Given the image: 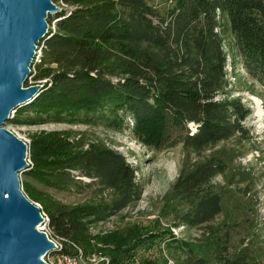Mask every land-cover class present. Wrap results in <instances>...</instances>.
Masks as SVG:
<instances>
[{
  "label": "trees",
  "instance_id": "trees-1",
  "mask_svg": "<svg viewBox=\"0 0 264 264\" xmlns=\"http://www.w3.org/2000/svg\"><path fill=\"white\" fill-rule=\"evenodd\" d=\"M152 1L62 0L68 7L48 18L57 28L42 40L35 75L46 81L8 123L129 130L157 150L181 144L185 153L172 190L185 208L176 225L206 227L222 212L215 179L228 167L216 149L252 139L245 125L252 108L233 96L227 65L231 55L235 71L241 63L264 88V0H161L162 11ZM250 91L256 93L253 86ZM67 139L62 133L34 137L23 185L43 205L49 237L60 242L53 253L86 256L94 227L134 204L142 187L121 152L97 140ZM36 184L79 193L100 188L108 197L73 205L53 200ZM263 239L264 231L254 234L234 253L224 244L219 263L256 264ZM134 247L116 250L108 264L123 263ZM187 251L186 264H211Z\"/></svg>",
  "mask_w": 264,
  "mask_h": 264
},
{
  "label": "rangeland",
  "instance_id": "rangeland-1",
  "mask_svg": "<svg viewBox=\"0 0 264 264\" xmlns=\"http://www.w3.org/2000/svg\"><path fill=\"white\" fill-rule=\"evenodd\" d=\"M54 2L61 8L68 7L62 0ZM152 3L161 11L165 8V3L161 0H153ZM56 15L49 14L54 17ZM48 23L50 30L55 31L57 28L55 19L51 23L48 20ZM38 46V55L31 66V74L25 86L43 85V81H46L35 79L43 59L44 42L41 40ZM229 60L227 70L232 94L242 96L252 108V114L245 121V125L251 130L252 139L243 143L229 140L221 143L216 149L219 154L225 156L228 167L224 175L215 179L223 198L222 212L206 227L189 228L176 225L178 213L185 208L184 202L174 198L172 190L185 153L181 144L157 150L145 146L133 137L129 130L119 131L86 124L5 125L27 144L29 164L32 162L31 143L35 136L62 133L69 138L67 139L69 142L77 140V137L97 140L124 154L136 168L137 179L142 187L139 199L121 213L94 227L93 245L86 256H78L80 264H108L112 253L132 246H135V250L125 254L126 260L121 264H151L159 259L167 261V264H186L190 253L187 250H194L211 264H220L219 252L224 244L230 252H238L250 243L254 234L264 231V97H261L264 96V88L252 81L241 63L235 71L231 55ZM44 66L46 64L42 68ZM250 86H253L256 93L250 91ZM190 127L195 130L192 124ZM24 179L25 175L22 172L20 180L23 191ZM81 179L85 182L90 180L86 177ZM36 185L53 200L73 205L101 203L108 197V192L106 195L100 188L79 193ZM34 202L39 204L37 201ZM39 206L45 217V224L40 225V228L43 226L44 231H48L50 229L43 205ZM54 241L60 247V242ZM254 255L256 264H264V239L263 244L255 249ZM44 259L50 264H63L58 254H54L53 251L46 254Z\"/></svg>",
  "mask_w": 264,
  "mask_h": 264
},
{
  "label": "water",
  "instance_id": "water-1",
  "mask_svg": "<svg viewBox=\"0 0 264 264\" xmlns=\"http://www.w3.org/2000/svg\"><path fill=\"white\" fill-rule=\"evenodd\" d=\"M62 10L54 0H0V264H49L42 257L58 248L40 229V206L21 188L27 144L5 125L43 87L24 84L50 31L49 14Z\"/></svg>",
  "mask_w": 264,
  "mask_h": 264
},
{
  "label": "built area",
  "instance_id": "built-area-1",
  "mask_svg": "<svg viewBox=\"0 0 264 264\" xmlns=\"http://www.w3.org/2000/svg\"><path fill=\"white\" fill-rule=\"evenodd\" d=\"M44 224H45V221H44L43 225ZM40 229L43 230V226ZM58 258L60 259L61 262H63V264H80L81 263L80 258L78 256L59 255L58 254Z\"/></svg>",
  "mask_w": 264,
  "mask_h": 264
},
{
  "label": "bare ground",
  "instance_id": "bare-ground-1",
  "mask_svg": "<svg viewBox=\"0 0 264 264\" xmlns=\"http://www.w3.org/2000/svg\"><path fill=\"white\" fill-rule=\"evenodd\" d=\"M50 25V24H49ZM36 205H38L39 206V204H37V203H35ZM44 221H45V217H44ZM44 230V229H43ZM47 232V231H46ZM57 244V243H56ZM58 246V245H57ZM43 258V260L45 261V259H44V256L42 257Z\"/></svg>",
  "mask_w": 264,
  "mask_h": 264
}]
</instances>
